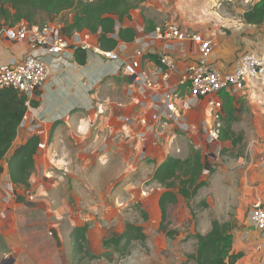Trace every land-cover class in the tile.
<instances>
[{"label":"rangeland","instance_id":"obj_1","mask_svg":"<svg viewBox=\"0 0 264 264\" xmlns=\"http://www.w3.org/2000/svg\"><path fill=\"white\" fill-rule=\"evenodd\" d=\"M157 1H160L159 6L146 9V15L163 16L157 26L175 22L201 33L218 29L228 37L231 34L229 18L236 20V11L233 6L227 5L231 0ZM240 1L251 5L250 0ZM73 16L74 13L68 11L54 20L40 17L38 23L63 27L72 21ZM238 97L245 99V103L243 114L234 125L236 134L243 136L242 140L256 137L264 144V138L259 136L263 134L258 131L264 124L260 118L264 115V81L246 95ZM249 100L260 107L258 120L250 114ZM207 106V100L202 101L196 109L206 110ZM202 119L204 121L201 116L198 118L199 123ZM197 134L203 139L196 141L198 152L216 167L215 175L205 173L202 180L213 184L215 180L219 183L220 179L226 181L228 176L237 175V169L232 167L241 153V147L224 153L221 152L222 147L219 149L218 141L211 143L208 140L206 131L200 129L195 136ZM99 151L86 150L87 153L94 152L96 158ZM119 154L124 152L120 150ZM67 158L69 156L65 160ZM71 160L70 165L66 160L63 179L52 177L50 181L46 178L40 181L37 175L30 178V183H33L31 189L17 193L24 198L23 202H18L17 196L9 201L3 193L0 200V264H195L189 259L196 251L195 235L206 233L205 224L213 219L210 211L201 205V199L211 195L209 188L203 189L201 198L190 203L179 199V204L171 211L170 227L178 232V236L170 239L159 231L161 213L158 202L164 189L150 180L153 166L150 162L146 160L140 164L132 155L126 161L124 156L123 159L115 157L107 164H100L97 159H90L91 164H87L88 159L83 158L86 165L83 170V166L80 169L81 158L73 154ZM76 160L78 162L74 164ZM71 168L80 170V173L84 171L88 176L85 174L78 180L70 179ZM218 171H221L220 174H217ZM99 175L102 177H97ZM142 212L147 214L148 219L143 218ZM128 222L142 227L147 240L132 243L125 255L114 248L105 249L103 243L120 236ZM84 225L89 227L88 243L84 253L78 254L72 231Z\"/></svg>","mask_w":264,"mask_h":264},{"label":"crops","instance_id":"obj_2","mask_svg":"<svg viewBox=\"0 0 264 264\" xmlns=\"http://www.w3.org/2000/svg\"><path fill=\"white\" fill-rule=\"evenodd\" d=\"M258 1L260 0H250V5V3L245 4L240 0H231L227 4L233 6V10L236 11V16H234L236 20L229 18L231 34L228 37L220 33L218 29L214 30L219 34L216 38L213 61H215L219 70L229 71L238 62L239 58L246 53L264 54V24L250 26L245 24L243 20L244 13L250 10ZM159 4L160 1L157 0H145L131 11V21H126L123 25L134 29L137 36L141 35L142 32H151L149 28L154 29L157 27L163 16L158 14L146 15V9L159 6ZM225 15L227 16V14ZM184 29L189 30L188 28ZM190 31L197 30L190 29ZM214 31L204 33L210 34ZM77 34L87 36L93 44H99L98 35H93L87 31ZM239 39L241 40L239 41ZM137 48V45L128 43L126 49L120 53L121 58L123 60L127 59ZM27 51L28 46L25 43H13L0 36V66L7 65L12 61H21ZM84 54L86 62L83 64L78 61V58H83V56L78 55L77 51L73 49L67 51L70 58H68V65L62 60L58 61L51 57L46 58V62L53 69L52 77L36 93L33 101H37L39 104L27 112V118L24 119L18 130L12 149L0 163V176L3 172H9L8 163L15 150L26 144L33 136H38L39 144L46 145V148H48L47 150L38 148L35 155L34 171L37 170V173H32L31 179L37 175L40 181L45 179L42 173L50 169L56 177H63L64 171L54 169L51 162H58V165L66 164L64 166L66 169V160L69 161V165L72 164L73 154L81 158L80 169L83 166V170L86 168L83 158L88 159L85 163L89 164L92 159L98 161L103 153H107L109 163L115 157L123 159L124 156L125 161L129 160L131 155L137 158V153L134 151L136 143H127L125 137L121 134V126L123 119H136L148 112L146 108L137 105L141 97L137 94L132 97L129 95V79L127 77L124 75L105 76L113 68L102 64L97 57L91 56L89 53L84 52ZM175 54L177 58H184L183 60L186 61L184 63L196 59L194 50L190 46L187 47L184 56L178 52H175ZM147 68L153 70L154 65L149 64ZM177 79L178 77L174 76L171 80L172 83H176ZM262 80L264 81V78L258 82L260 83ZM258 82L253 84L251 89L258 85ZM234 99L239 109L237 116L240 119L243 114L245 99L242 97H234ZM251 101H248L247 106L251 111L250 114L258 120L260 107ZM196 108L190 112L189 119L191 125L199 133L200 129H203V119L199 123L198 118L200 116L205 118V109ZM260 118L264 122V115H261ZM132 130L139 132L140 127L133 123ZM233 130L235 131V127ZM258 131L263 134L259 135L260 138H264V124H261ZM194 139H196L195 141L203 140L202 136L201 138L198 137V134L194 135ZM124 142L127 143L126 146L123 145ZM217 143L219 149L222 147L221 152L226 153V150L229 152L241 147V153L235 158L236 162L232 167V169H237L235 173L237 175L228 176L226 181L220 179L219 183L217 180L213 184L208 182V185L203 187L196 197L201 198V191L209 188L211 195L201 199V205L210 211L213 219L205 224L206 233L202 235H206L211 230L214 220L220 224H228L232 228V252L241 254V258L238 259L236 264H261L263 253L258 248L261 244L262 233L250 223L248 216L254 203L259 201L264 205V144H262V140H258L256 137L250 140L243 139L237 146H233L229 141L219 140ZM217 143L214 144L217 145ZM74 148L79 149V151ZM92 149L100 150L97 153V158L94 152H86V150L90 151ZM176 149H180L179 154H177ZM192 149L195 150L189 144L188 138L181 135L178 136L174 148H154L149 145L147 162L153 165L150 180L152 181L156 168L165 162L168 157L184 160L192 154ZM120 150L124 152L123 155L119 154ZM51 151H56L58 154L56 161H53ZM67 156L69 158L65 160ZM77 162L76 160L74 164ZM69 172H71L68 176L70 179L78 180L80 176H85V174L88 176V173H83L84 171L80 173V170L75 168H71ZM220 172L218 171L217 174H220ZM47 180L50 181V179ZM3 196L0 185V200Z\"/></svg>","mask_w":264,"mask_h":264},{"label":"built area","instance_id":"obj_3","mask_svg":"<svg viewBox=\"0 0 264 264\" xmlns=\"http://www.w3.org/2000/svg\"><path fill=\"white\" fill-rule=\"evenodd\" d=\"M123 27V24L116 23L115 31L110 37L118 45L110 51L102 49L100 44H93L87 36L77 33L70 37L64 36L62 27L58 24L40 25L22 21L14 27H5L0 36L13 43H25L28 51L21 61L0 66V89L17 90L26 98L25 105L29 111L38 90L52 77L53 69L46 62L47 57L62 60L66 65L69 49H79L97 57L102 64L113 68L105 76L124 75L129 79V95H139L141 98L137 105L148 111L136 119H123L121 126L122 136L128 143H136L134 151L139 162L143 163L148 158L149 145L154 148H174L179 135L188 138L189 144L198 150L194 139L198 132L191 125L189 115L202 101L207 100L208 105L203 130L211 143L219 141L223 117L219 95L224 93L233 98L246 95L253 84L264 78V54L246 53L229 71L219 70L213 61L219 32L206 35L184 29L175 22L157 26L151 32H142L136 36L131 43L138 48L123 60L120 53L128 45L119 41L118 33ZM188 46L194 50L196 59L184 63V58H177L175 52L184 56ZM149 64L154 65L153 70L147 68ZM174 76L178 77L176 83L171 81ZM26 118L25 116L24 119ZM133 123L140 127L139 132L132 130ZM39 148L48 149L42 144H39ZM176 150L179 154L180 149ZM51 156L53 161L58 158L56 151H51ZM98 162L109 163L107 153H103ZM51 164L54 169L65 172L66 164ZM42 175L47 179L56 177L52 170L43 172ZM0 177L1 189L5 197L12 201L16 198L17 191L9 172H3ZM57 178L63 179L62 176ZM248 219L262 233L258 249L263 253L261 264H264V205L261 202L251 206Z\"/></svg>","mask_w":264,"mask_h":264},{"label":"trees","instance_id":"obj_4","mask_svg":"<svg viewBox=\"0 0 264 264\" xmlns=\"http://www.w3.org/2000/svg\"><path fill=\"white\" fill-rule=\"evenodd\" d=\"M145 0H94L92 3L82 0H0V34L5 27H14L22 21L29 24H39L40 17L54 20L65 12L72 11L73 19L62 27V34L70 37L74 33L87 31L99 36V44L102 49L114 50L118 42L110 36L115 31L117 22L124 24L131 21V11ZM244 23L250 26L264 24V0L256 2L252 8L243 15ZM155 29V28H154ZM152 27L149 30H154ZM119 41L131 43L137 34L131 27H123L119 33ZM78 61L83 64L86 56L81 50H76ZM222 101V128L220 140L229 141L233 146L240 144L242 136L233 130L239 120V109L235 99L221 93ZM26 98L12 88L0 89V163L6 158L12 149L20 126L28 112L25 105ZM37 101H32V107L38 106ZM38 136L30 138L26 144L15 150L9 160V175L15 189L28 191L31 189L30 178L35 169V155L39 148ZM205 173L210 176L215 169L210 161L200 152L193 151L187 159L168 157L159 165L153 175L152 182L164 189L158 202L161 213L159 231L167 238L173 239L178 232L171 230V211L179 204L182 198L185 202H192L199 191L208 185L202 180ZM17 196L18 202L24 198ZM146 220L147 214L142 212ZM88 225L78 226L72 231L74 246L78 254L84 253L88 243ZM232 228L228 224L212 222V228L206 235L196 234V251L189 257L195 264H236L241 254L232 252L233 236ZM147 236L142 227L128 222L123 233L117 238H111L103 243L105 249L114 248L121 255H125L128 247L134 242L144 243ZM94 259V256H90Z\"/></svg>","mask_w":264,"mask_h":264}]
</instances>
